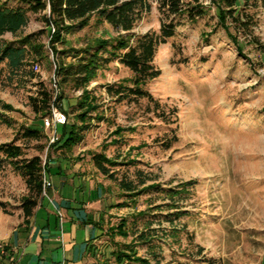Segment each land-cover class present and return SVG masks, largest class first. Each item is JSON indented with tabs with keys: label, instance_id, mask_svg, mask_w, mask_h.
Wrapping results in <instances>:
<instances>
[{
	"label": "rangeland",
	"instance_id": "1",
	"mask_svg": "<svg viewBox=\"0 0 264 264\" xmlns=\"http://www.w3.org/2000/svg\"><path fill=\"white\" fill-rule=\"evenodd\" d=\"M159 1L152 3L151 13L136 27L135 34L160 30L164 16ZM203 2L210 8L208 16L197 24L181 19L176 35L159 47L154 59L162 74L147 89L160 102L163 117L168 120L147 100L136 103L114 100L107 95L108 85H128L133 77L129 69L115 61L89 86L100 97L104 109H108L107 117L114 126L113 123L95 125L73 151L81 153L78 160L88 161L93 167L92 154L110 144L115 126L131 127L135 132L127 133L121 146L110 145L106 151L109 157H115L120 152L131 153L130 147L141 146L140 151L131 153L137 161L135 165L118 168L120 178L128 175L135 179L141 171L155 180L150 184L157 183L164 189L194 183L187 198L180 203L187 215L179 221L180 225H187L194 241L182 234L180 246L163 238L161 230L160 239H165L157 242L163 247L161 264H264V51L232 27L230 31L237 37V43L231 40L218 22L220 11L213 0ZM9 6L23 5L10 1ZM254 11L258 20L255 35L264 43V9L259 7ZM29 18L28 26L18 37L45 29L41 16L30 13ZM46 30L38 38L45 47L47 60L37 62L40 69L36 72L41 81L56 89L58 61L49 38L53 30ZM101 36L113 37L116 33L110 26H99L92 21L90 27L69 36L67 41L70 47L81 48ZM16 39L12 34L3 37L5 42ZM56 48L62 53L66 51L65 45L57 44ZM60 57L71 61L65 54ZM36 82L14 75L5 62L0 63V102L13 109L5 111L0 104V144L15 142L24 147L27 157L41 155L46 161L51 139L59 130L58 127L43 129L46 118L37 117L29 106ZM64 93L63 106L71 125L75 117L70 107L76 104L81 92L65 87ZM27 127L43 130L45 138L41 142H25L20 133ZM174 137L177 140L168 149L166 143ZM39 147H45V151ZM59 150L53 147L50 155H57ZM102 179L115 202L113 225L121 219L132 223L135 215L144 212L153 199L156 205L162 203L154 192L131 202L122 198L112 180ZM27 192L24 180L8 163L0 166V202L5 203L8 215L20 211L21 199ZM124 202V207H119ZM156 220L154 228L161 226L169 230L170 224L164 216ZM138 223L142 229L144 219H138ZM104 241L110 249L100 254L98 264L106 261L116 264L112 253L131 245L132 237L111 238L106 233ZM197 246L204 248L203 255L197 254ZM135 249L139 257L148 256L146 246L137 245ZM152 264L157 263L152 261Z\"/></svg>",
	"mask_w": 264,
	"mask_h": 264
},
{
	"label": "trees",
	"instance_id": "2",
	"mask_svg": "<svg viewBox=\"0 0 264 264\" xmlns=\"http://www.w3.org/2000/svg\"><path fill=\"white\" fill-rule=\"evenodd\" d=\"M14 1L23 6L10 7L9 2ZM155 0H0V63H6L14 75L23 76L30 82L36 80L35 94L29 97V106L37 117L47 118L52 116L54 108L60 109L66 115L64 108V88L69 87L81 92L75 105L71 106V113L75 122L71 125L58 127V140L49 146L46 161L41 155L27 157L22 145L15 142L0 144V166L8 163L11 168L24 180L27 194L21 199V209L26 218L33 215L41 199L44 197V179L47 171L50 150L59 147L62 150H72L82 144L86 134L101 123L111 125L107 117L108 109L89 86L94 82L99 73L115 61L129 69L133 77L129 84L108 85L107 95L114 100H129L139 103L147 100L150 105L164 116L163 107L147 89L148 84L161 76V70L154 65V59L161 45L173 38L181 25V19L186 18L191 24H197L206 18L210 11L203 0H160L159 9L164 16L160 30L150 31L143 35L134 33L136 27L151 13L152 3ZM213 4L219 9V24L227 33V36L237 43L230 27L243 34L250 43L264 51V43L255 35L257 27V14L254 10L262 7L264 0H213ZM41 16L45 25V31L18 37L29 24V14ZM92 21L96 25H108L116 33V36H101L89 40L83 47L74 48L68 45L67 38L91 26ZM231 23V26L230 24ZM46 28H52L50 42L57 54L56 80L54 86L49 87L41 81L35 70L37 62L47 60L44 45L38 35L45 34ZM12 34L17 39L13 42H5L3 37ZM210 35L206 37L208 40ZM57 44L65 45L63 53L56 48ZM236 45V44H235ZM239 50V48H237ZM71 57V61L63 60L60 55ZM28 67L30 70L28 71ZM1 104V102H0ZM2 105V104H1ZM5 111H12L9 105H2ZM70 113V112H69ZM164 120L168 118L163 117ZM114 126V123H113ZM42 127L44 129L43 123ZM135 129L123 126H115L111 134L110 144H105L101 152L92 154V162L100 174L112 180L120 190L122 198L131 202L149 193L160 196L162 203L156 205L155 200L149 201V206L144 212H139L132 223L127 219H121L117 225L110 226L107 234L111 238L132 237L131 245L114 251L113 258L116 264H157L162 262V244L165 239H160L161 230L163 238L171 239L181 246V236L194 241V235L188 232L187 225H180L181 218L187 215L180 207V203L188 196L193 182L183 183L177 189H164L151 177L138 171L135 179L128 175L120 178L118 168L136 164L132 159V152L140 151L130 147L131 153H118L115 157L106 154L109 146H121L127 133H134ZM21 138L25 142H41L45 138L43 130L38 128H23ZM177 140L167 141L169 149ZM44 152L45 147H39ZM156 199V198H155ZM125 202L119 207H124ZM0 208L4 213L10 214L5 203L0 202ZM166 215H162L163 211ZM164 216L169 222V230L154 228L156 218ZM138 219H144V226L140 229ZM160 222V221H158ZM162 222V221H161ZM137 245H144L148 249L147 257H139L135 249ZM197 254L203 255L204 248L197 246ZM104 264H110L106 261Z\"/></svg>",
	"mask_w": 264,
	"mask_h": 264
},
{
	"label": "crops",
	"instance_id": "3",
	"mask_svg": "<svg viewBox=\"0 0 264 264\" xmlns=\"http://www.w3.org/2000/svg\"><path fill=\"white\" fill-rule=\"evenodd\" d=\"M73 150L50 155L45 179L51 186L31 217L1 209L0 264H98L110 249L104 239L113 226L111 190Z\"/></svg>",
	"mask_w": 264,
	"mask_h": 264
},
{
	"label": "built area",
	"instance_id": "4",
	"mask_svg": "<svg viewBox=\"0 0 264 264\" xmlns=\"http://www.w3.org/2000/svg\"><path fill=\"white\" fill-rule=\"evenodd\" d=\"M40 69L39 65H35V70ZM69 119L68 115L64 112L54 108L52 111V116L43 120L44 129H56L57 127L68 125ZM58 135L55 133L51 139L52 143H55L58 140ZM51 186V183L44 179V196L46 195L47 189ZM3 250V249H1Z\"/></svg>",
	"mask_w": 264,
	"mask_h": 264
}]
</instances>
